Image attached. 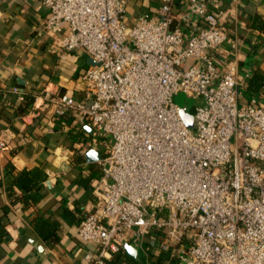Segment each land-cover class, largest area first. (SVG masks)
I'll list each match as a JSON object with an SVG mask.
<instances>
[{
	"label": "built area",
	"instance_id": "built-area-1",
	"mask_svg": "<svg viewBox=\"0 0 264 264\" xmlns=\"http://www.w3.org/2000/svg\"><path fill=\"white\" fill-rule=\"evenodd\" d=\"M37 1L60 56L81 50L93 61L82 73L88 103L44 88L29 113L49 102L51 118L89 123L102 150L103 191L75 234L98 246L89 264L142 246L150 231L175 247L176 264H264V105L238 103L251 72L238 75L231 57L239 42L228 10L218 0H157L154 15L128 22L127 0Z\"/></svg>",
	"mask_w": 264,
	"mask_h": 264
},
{
	"label": "crops",
	"instance_id": "crops-1",
	"mask_svg": "<svg viewBox=\"0 0 264 264\" xmlns=\"http://www.w3.org/2000/svg\"><path fill=\"white\" fill-rule=\"evenodd\" d=\"M218 1L228 10L223 21L231 37L239 42L231 51L238 75L251 72L238 84V103L256 97L264 105V0ZM158 6L157 0H127V21L154 15ZM46 13L37 0H0V135L7 144L0 151V264H89L85 255L98 254L95 243L75 235L79 220L103 191L98 163L103 153L93 129L71 115L51 118L50 103L40 99V113L29 115L44 88L89 102L82 73L93 61L81 50L60 56L59 35L43 28ZM38 167L44 177L27 191L13 183L14 171ZM36 218L56 240L43 238ZM144 238L142 246L128 243L134 251L123 246L121 254L108 255L105 264L177 263L175 247L161 232Z\"/></svg>",
	"mask_w": 264,
	"mask_h": 264
},
{
	"label": "trees",
	"instance_id": "trees-1",
	"mask_svg": "<svg viewBox=\"0 0 264 264\" xmlns=\"http://www.w3.org/2000/svg\"><path fill=\"white\" fill-rule=\"evenodd\" d=\"M257 77L259 76L256 75L255 78ZM42 177H44L43 171L39 167L36 168L35 170H27V169L16 170L14 171V175H13V183H15L23 190L27 191L32 185H34V183L39 181ZM35 221H36V225L40 227L38 231L47 242L51 243L52 241L56 240L54 234L52 235L51 233H46L43 230H41V227L44 225V222L41 219L39 220L36 218L34 219V223ZM123 251L124 249L122 247L118 252H114L113 254L116 257L117 255L121 254Z\"/></svg>",
	"mask_w": 264,
	"mask_h": 264
},
{
	"label": "water",
	"instance_id": "water-1",
	"mask_svg": "<svg viewBox=\"0 0 264 264\" xmlns=\"http://www.w3.org/2000/svg\"><path fill=\"white\" fill-rule=\"evenodd\" d=\"M176 96L177 97L178 96H181L182 97L183 96V93H178ZM177 101H178V103H180L179 100H177ZM181 114H182V118H183V121H184L185 125L186 126H189V127L192 126V124H193V115H192V113H190L189 111L182 110L181 111ZM124 247L126 249H128L129 251H134L135 250L134 247H132L128 243H125L124 244Z\"/></svg>",
	"mask_w": 264,
	"mask_h": 264
},
{
	"label": "rangeland",
	"instance_id": "rangeland-1",
	"mask_svg": "<svg viewBox=\"0 0 264 264\" xmlns=\"http://www.w3.org/2000/svg\"><path fill=\"white\" fill-rule=\"evenodd\" d=\"M173 100L175 102H177V103H178L177 100H179L180 103H178V104L185 105L188 110L192 111V109H193V102H194V100L192 98L187 97V96H184V95L182 97L181 96H178L177 97L175 95L174 98H173Z\"/></svg>",
	"mask_w": 264,
	"mask_h": 264
}]
</instances>
